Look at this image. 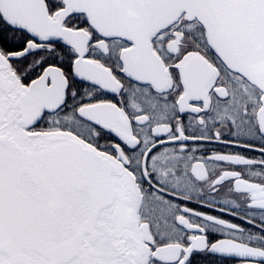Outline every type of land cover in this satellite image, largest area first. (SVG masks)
Instances as JSON below:
<instances>
[{"label":"snow or ice","instance_id":"snow-or-ice-1","mask_svg":"<svg viewBox=\"0 0 264 264\" xmlns=\"http://www.w3.org/2000/svg\"><path fill=\"white\" fill-rule=\"evenodd\" d=\"M0 264H264V0H0Z\"/></svg>","mask_w":264,"mask_h":264}]
</instances>
